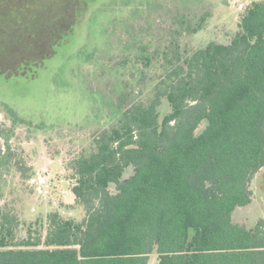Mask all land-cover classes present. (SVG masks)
Segmentation results:
<instances>
[{
  "label": "trees",
  "instance_id": "obj_1",
  "mask_svg": "<svg viewBox=\"0 0 264 264\" xmlns=\"http://www.w3.org/2000/svg\"><path fill=\"white\" fill-rule=\"evenodd\" d=\"M92 1L73 0L65 19L47 0H0V74L42 66ZM32 17L52 19L35 40ZM237 26L228 43L176 45L151 94L121 101L92 150L66 162L82 219L51 211L44 234L37 224L21 237L18 216L0 205V264H147L153 253L158 264H264V220L246 228L232 219L264 168V0L247 5Z\"/></svg>",
  "mask_w": 264,
  "mask_h": 264
},
{
  "label": "rangeland",
  "instance_id": "obj_2",
  "mask_svg": "<svg viewBox=\"0 0 264 264\" xmlns=\"http://www.w3.org/2000/svg\"><path fill=\"white\" fill-rule=\"evenodd\" d=\"M47 1L54 16L69 18L73 0ZM252 1L93 0L42 66L26 75L0 74L1 155L6 141L10 147L0 168V205L18 216L21 237L29 227L42 230L37 224L44 226V234L51 211L74 220L84 217L74 202L66 162L92 150L93 136L117 122L124 101L151 94L176 45L179 51H191L209 41L228 43L240 12ZM204 13L203 28L187 33L186 27ZM29 22L35 40L49 19L32 17ZM167 109L163 102L161 114ZM251 188V202L232 214L246 228L264 220V168ZM147 264H158L155 253Z\"/></svg>",
  "mask_w": 264,
  "mask_h": 264
}]
</instances>
